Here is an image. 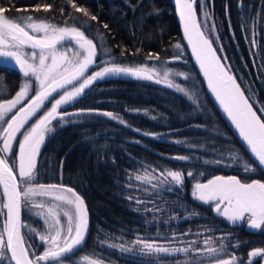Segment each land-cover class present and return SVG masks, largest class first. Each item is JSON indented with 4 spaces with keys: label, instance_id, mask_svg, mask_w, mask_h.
Wrapping results in <instances>:
<instances>
[{
    "label": "trees",
    "instance_id": "1",
    "mask_svg": "<svg viewBox=\"0 0 264 264\" xmlns=\"http://www.w3.org/2000/svg\"><path fill=\"white\" fill-rule=\"evenodd\" d=\"M75 3L87 8L98 20L90 21L82 13L75 12L67 0H0V6L9 9L7 13L13 18L32 15L58 26H65V22L68 26L75 24L85 31L97 45V59L87 75L112 62L129 67L155 65L161 77L164 70L171 69L170 78L188 89L198 106L174 89L119 74L97 80L75 103L59 110L111 112L125 122L121 124L119 119L95 113L72 117L78 123L66 124L63 128L53 121L55 131L41 151L33 184L72 187L83 197L90 217L86 244L63 264H88L83 260L85 256L100 264H155L99 241L131 244L140 237L183 234L189 225L193 227L191 230L198 231L202 226L232 231L235 244L233 241L231 245L227 244V253L237 257V264H248L251 251L264 249V229L251 232L243 227H231L211 205L193 199L192 190L196 182L206 183L218 175H235L244 182L253 179L264 182V168L245 152L209 98L182 41L173 0H75ZM43 4L52 5V9L49 12L42 8L33 11L36 5ZM13 8H27L28 11L17 13L11 10ZM195 9L200 21H203V11L207 10L211 17L209 23L216 26L214 34L208 32L214 48L221 54L219 47L223 46L222 55L227 56L231 73L245 95L251 97L254 109L264 108V0H196ZM104 24L108 25L107 29ZM177 43L181 48L174 47ZM71 47L78 50L74 42L63 43L58 50H66L71 57ZM149 53L159 54L160 60L148 59ZM180 72L186 73L188 79L175 75ZM10 73L0 70V98H12L21 86L22 74ZM50 106L47 102L26 128ZM257 114L264 119V113L258 111ZM21 138L17 137L11 159H15ZM230 153L238 156L234 163L229 159ZM176 156L192 159L183 161L174 159ZM217 159L224 160V164L204 163ZM244 162L255 170L245 173ZM229 163L232 166H225ZM147 168L184 173L182 189L174 190V193L163 192L159 197L156 194L147 196L146 200L152 202L146 206L160 208V212L145 213L142 205L139 212L133 211L137 205L127 199L131 194L128 185L132 184L129 176ZM14 171L17 170L14 168ZM189 171L196 175L188 177ZM0 200L2 231L6 210L2 209L1 189ZM23 224L27 225L23 227V235L26 243L31 245L30 254L32 249L36 255L42 254L45 245L37 233L45 230L43 220L34 214V210L24 207ZM236 244L239 247H233ZM222 257L229 258L228 255ZM251 259L253 264L262 262L261 257Z\"/></svg>",
    "mask_w": 264,
    "mask_h": 264
},
{
    "label": "snow or ice",
    "instance_id": "2",
    "mask_svg": "<svg viewBox=\"0 0 264 264\" xmlns=\"http://www.w3.org/2000/svg\"><path fill=\"white\" fill-rule=\"evenodd\" d=\"M67 3L77 13H82L90 21H97L98 18L92 15L87 8L80 7L75 0H67ZM196 0H175L180 21L183 25L184 37L191 46L192 54L207 81L208 89L213 93L223 111L235 128L239 136L245 142L247 149L258 162V166L264 168V119L257 112L264 113V108L254 109L251 97L245 95L237 83L235 76L231 73L230 65L227 64V56L222 55L223 46L213 47L214 41L206 35V32L214 34L216 26L209 23L211 17L207 10L203 11V21L197 17L195 10ZM204 8L203 4L201 5ZM49 12L52 5H36L33 11ZM15 12H27L28 9L13 8ZM6 9L0 6V58L4 63L14 61L19 71L25 78H34L35 94L30 95L32 84L23 83L10 99L0 98V187H2V197L4 203L2 209H6V215L0 231V264L5 258L14 264H63L75 252L80 250L84 244L89 227L87 205L81 195L72 187L62 184H39L34 185L35 169L37 157L41 145L45 143L47 134L55 131L53 121L63 128L66 124L78 123L72 117H80L86 114H93V109H81L76 112H61L62 107L76 101L86 89H89L97 80L104 79L110 75L125 74L137 79L154 80L156 83L164 82L167 87L174 88L183 93L194 103L193 95L188 89L175 83L170 77L171 69L163 71L162 78L160 70L153 65L146 64L137 66H125L118 63H108L95 71L92 75H86L88 68L95 63L97 55V45L93 39H89L80 27L58 26L47 22L46 19L34 18L32 15L20 18H10L6 15ZM63 14V7L60 8ZM71 18V17H70ZM74 19V18H73ZM105 29L108 28L104 24ZM30 30V31H29ZM103 39V37H101ZM219 36H216V41ZM78 46L70 57L67 51H59L58 46L63 43ZM255 44V40H253ZM175 48H181L179 43ZM25 48L30 51H25ZM70 50V49H69ZM123 54V53H122ZM148 59L160 60L159 54L149 53ZM175 75L188 79L186 73L180 72ZM59 93V98L54 94ZM51 98V100H50ZM46 102L51 103V107L35 119L34 123L29 122L37 116L44 108ZM118 120L111 112L95 113ZM121 124L125 123L119 119ZM148 135V133H145ZM22 137L18 141V152L15 159H11L13 146L17 137ZM176 143H183L176 141ZM174 159L187 161L192 159L189 156H176ZM229 159L234 163L238 156L230 153ZM205 164H224V160L204 161ZM225 166H232L231 163ZM62 167V163H61ZM14 168L17 171H14ZM245 173L254 171L244 162ZM19 176V180L17 179ZM196 173L189 171L188 177H193ZM202 175V173H201ZM135 180L139 185L146 187L141 190L149 196L159 194L160 191L172 192L182 189L184 173L182 171L145 169L143 174L129 176V180ZM23 185V187H22ZM128 187H133L129 183ZM47 197L50 203L41 200L37 202L35 197ZM193 199L210 204L213 210L224 217L232 224L238 221H247L248 227L260 229L264 226V182L260 179H253L251 182H244L235 175H218L208 179L206 183L196 182L192 190ZM133 201L137 207L133 211L139 212L140 206L152 201H145L137 196L127 197ZM27 207L34 210V214L43 220L45 230L37 233L45 251L36 255L31 253V245L27 244L21 228L26 227L21 222L22 208ZM160 212V208L145 207V213L153 211ZM2 212V210H0ZM197 215V213H193ZM63 218V219H62ZM176 217H172L175 219ZM188 217H186L187 219ZM36 231V229H30ZM188 233H185L187 235ZM176 234L173 233V239ZM219 246L209 237L204 240V249L193 247L196 241L191 242L187 247L174 248L156 243H147L141 238L131 242V246L123 244L108 243L105 240L100 244H107V247L119 249L123 253H132L133 249L139 246L138 255L140 257L176 256L177 254L187 255L190 251L197 254L196 261H185V264H237V257L227 253L225 240L227 236H221ZM239 247V244L233 245ZM10 254V255H9ZM228 255L225 259L222 256ZM248 264H253L254 257L264 258V249H255L249 254ZM88 264H100L96 260H89L87 256L83 258Z\"/></svg>",
    "mask_w": 264,
    "mask_h": 264
},
{
    "label": "rangeland",
    "instance_id": "3",
    "mask_svg": "<svg viewBox=\"0 0 264 264\" xmlns=\"http://www.w3.org/2000/svg\"><path fill=\"white\" fill-rule=\"evenodd\" d=\"M206 35H208L209 38H210V35L208 34V32H206ZM69 49L73 50V51H78L79 50V49L78 50L77 49L74 50V48H72V47L69 48ZM25 51H30V49H26L25 48ZM64 51H66V50H64ZM73 51H72L71 57L74 54ZM0 65L1 66H5V67H9V68L13 67L14 69H18L19 70L18 66L15 65L14 61H9L8 63H4L3 62V58H0ZM22 76H23V74H22ZM126 76H128L130 78L137 79V78L129 76V75H126ZM22 78H23V80H22L21 85L23 83H25V82H29V83L32 84V88L30 89V95H33L35 93L34 90H35V86H36L35 82H34V78H25L24 76ZM157 78H162V77H157ZM140 80H143V79H140ZM146 81H150V80H146ZM150 82H154V80H151ZM154 83H156V82H154ZM157 84L167 87L164 82L157 83ZM171 89H174V88H171ZM241 89H242V87H241ZM55 98H59V95L56 96ZM50 135H51V133L46 135L45 142L47 141V139H48V137ZM44 145H45V143L43 145H41L40 152H39L38 157H37V163H38V160H39V157H40V154H41V151H42ZM36 167H37V164H36ZM147 170L151 171L152 168H147ZM143 172L136 173V174H143ZM132 185H133V187L128 189V192H131L130 196H137L139 198L142 197L141 198L142 200L148 201V200H146L148 194L143 192V191H141V190H137V189H142V188H144L146 186L145 185H139L138 182H136L134 179L132 180ZM163 192H167V191H163V190L160 191L158 195L156 194L157 197H159V195H161V193H163ZM172 193H174V191H172ZM132 194H134V195H132ZM157 199H159V198H157ZM35 200L37 202H40L41 200H43L46 203H50L49 200L47 202L46 199L44 200L43 197H40V196L35 197ZM142 206L147 207L146 204L142 205ZM25 208L29 210V208H27V207H25ZM212 208H213V206H212ZM23 211H24V208H23ZM219 217L223 218L233 228L236 227V226L243 227V228H246V229H250L251 232L257 230V229H253V228L248 227V224H247L246 220L245 221H238L237 223L232 224L231 222L227 221L224 217H222V216H219ZM187 227H188V229H187V232H185V233H188V234L185 235V233H183V234H179L178 233V234H176V238L175 239H173V234L171 236L159 235V236H156V237H152L151 236V237H140V238L143 239L147 243H153L154 242V243H156L158 245H165V246L174 247V248L187 247L189 244H191V242L196 241V243H195V245H193V247L196 248V249H201V250L205 248L204 240L208 239L209 237H211L216 242L215 245H210V246L218 247L219 246V239L218 238L221 237V236H227L229 238V239L225 240V244L226 245L227 244L231 245L232 241L235 244V238H234V235H233L234 233L232 231H226V230H222L220 228L208 229L206 226L199 227L201 229L198 231V230H191L190 228H193L192 225H189ZM263 229H264V226L261 227L262 231H263ZM123 245L131 246L130 243L129 244H123ZM138 249H139V246L134 248L132 253H124V254L130 255V256H134L136 259H139V260H145L144 262H148V263L150 261L151 262H155V264H185V261H196L197 259H205L204 257H198L196 253L191 252V251L187 255H185V254H177L176 256H167V257L161 256L159 259H157L156 257H140L138 255ZM34 253H35V251H34Z\"/></svg>",
    "mask_w": 264,
    "mask_h": 264
},
{
    "label": "water",
    "instance_id": "4",
    "mask_svg": "<svg viewBox=\"0 0 264 264\" xmlns=\"http://www.w3.org/2000/svg\"><path fill=\"white\" fill-rule=\"evenodd\" d=\"M173 2H174V5H175V8H176V14H177V17H178V22H179L180 27H181V37H182V41H183V43H184L186 49L188 50L189 55H190V57H191V59H192V61H193V63H194V66H195L196 70L198 71V73H199V75H200V77H201V79H202V81H203V83H204V85H205L206 92H207L209 98L211 99V101H212L214 107H215L216 110L218 111V113H219V115L221 116V118L223 119V121L226 123L227 127L229 128V130L232 132V134H233V136L235 137V139H236V140L238 141V143L242 146V148L245 150V152L250 156V158H251L253 161H255V159H254L253 156L251 155L250 151L247 149V146H246L245 142H244V141L242 140V138L239 136V132H238V130H237V129L235 128V126L231 123V121H230L229 118L227 117V114L223 111V109L221 108L219 102L215 99V96L213 95V93L208 89L207 81H206V79H205V77H204V75H203V73H202V71H201V69H200V67H199V64L197 63L195 57H194L193 54H192L191 46L188 44L187 39L184 37L183 25H182V23H181V21H180V18H179V14H178V11H177V7H176V4H175V0H173ZM194 7H195V5H194ZM195 10H196V9H195ZM196 13H197V12H196ZM197 17H198V15H197ZM65 43H66V42H65ZM94 59H95V62H96L97 55H96V57H95ZM94 65H95V63H94L93 65H91V66L88 68V70H87V72H86V75L91 71V69L93 68ZM57 95H59V93L54 94V97H56ZM50 99H51V98H50ZM73 103H75V101H74ZM73 103H71V104H69V105H66V107L72 105ZM30 122H31V121H30ZM30 122H29V123H30ZM26 126H27V125H26ZM257 163H258V162H257ZM17 179H18V178H17ZM0 189H1V191H2V187H0ZM5 210H6V209H5ZM87 210H88V209H87ZM88 218H89V227H88V233H87V236H86L85 242H84V244L81 246L80 250H78L77 252H75L73 255L78 254V253L83 249L84 245L86 244V241H87V239H88V235H89V230H90V217H89V212H88ZM20 219H21V222L23 223V208H22V211H21V217H20ZM21 233H22V235H23V227L21 228ZM9 255H10V254H9ZM73 255H71V256H73ZM71 256H70V257H71ZM11 263L14 264V262H11ZM261 264H264V258H262V262H261Z\"/></svg>",
    "mask_w": 264,
    "mask_h": 264
},
{
    "label": "flooded vegetation",
    "instance_id": "5",
    "mask_svg": "<svg viewBox=\"0 0 264 264\" xmlns=\"http://www.w3.org/2000/svg\"><path fill=\"white\" fill-rule=\"evenodd\" d=\"M6 15H8L10 18H13V17H12L9 13H7V12H6ZM29 31H30V30H29ZM58 47H60V46H58ZM26 49H28V48H26ZM0 70H3V71H5V72H9V73L11 72L10 74H12V73L15 72V71H16V72H19L18 69H14L13 67H12V68H11V67L9 68V67H5V66H1V65H0ZM19 73H20V72H19ZM31 121H32V120H31ZM14 144H15V143H14ZM0 146H2V145H0ZM17 177H18V179H20L18 175H17ZM0 231H1V230H0ZM32 250H33L32 253H34L35 250H34V249H32ZM9 262H10V261H9L7 258H5V260L3 261V264H5V263H6V264H9Z\"/></svg>",
    "mask_w": 264,
    "mask_h": 264
}]
</instances>
